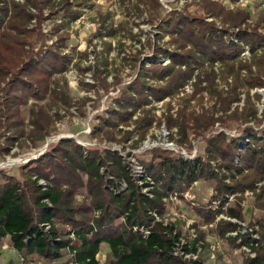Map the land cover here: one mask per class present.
<instances>
[{"label": "trees", "instance_id": "obj_1", "mask_svg": "<svg viewBox=\"0 0 264 264\" xmlns=\"http://www.w3.org/2000/svg\"><path fill=\"white\" fill-rule=\"evenodd\" d=\"M24 1L0 0V137L6 134L10 146L26 135L22 109L31 99L54 101L50 94L52 80L70 62L60 49H51L37 59L27 50L36 33L28 26L35 17L30 8L39 10L43 2ZM137 1L158 4V0ZM201 3L205 15L221 17L238 29L235 35L227 38L228 31L223 35L205 17L175 14L169 18L165 30L174 36L177 50L160 48L155 57L146 59H152L151 67L142 64L137 79L115 99L116 108L99 119L94 136L127 143L136 134L134 147H138L156 121L153 104L175 97L201 62L225 64L236 73V79L240 70L251 71L240 60L242 44L253 52L264 48V34L256 30L259 26L240 29L251 12L234 13L216 0ZM58 5L72 12V6L82 3L62 0ZM78 16L72 12L67 18L74 21ZM159 55L169 58L171 64H159ZM245 82V87H264L259 77H249ZM36 108H30L40 133L34 140L35 148L51 133L53 123L43 107ZM178 115L177 119L168 118L167 127L179 128L180 144L188 142L187 130L193 129L194 138L206 142L205 156L191 159L154 149L150 161L141 162L146 174L142 184L134 177L131 163L118 151L84 148L71 139L51 145L44 155L22 167L23 180L0 172L4 177L0 183V243L9 238L21 257H37L50 263L68 256L64 264H100L98 255L102 245L107 244L112 255L110 264H205L203 260L186 261L175 255L181 234H175L174 225L163 220L168 212L167 201L173 197L184 201V194L194 185L208 183L213 188L212 199L209 203L195 200L193 212L203 223L215 224V234L232 248L251 249L243 264H264V217L256 222L261 228L260 239L243 233L240 223L246 222V215L242 198L238 197L246 191H257V184L264 183V129L258 131L256 126L248 125L252 120L261 124L256 112L246 118L238 137L231 140L224 132L207 136L217 121L213 117L199 120L190 113L188 118L183 111ZM132 125L133 130L126 129ZM117 132L122 135L120 139H116ZM4 150L9 152L8 148H0V152ZM41 180L46 186L40 184ZM231 195H235L236 202L227 207ZM81 196L84 199L80 200ZM255 206L264 212V185L256 193ZM221 216L240 223L217 221ZM202 240L201 233L196 240L188 241L184 250L198 253L197 245Z\"/></svg>", "mask_w": 264, "mask_h": 264}, {"label": "rangeland", "instance_id": "obj_2", "mask_svg": "<svg viewBox=\"0 0 264 264\" xmlns=\"http://www.w3.org/2000/svg\"><path fill=\"white\" fill-rule=\"evenodd\" d=\"M33 1L43 3L39 10L30 8L35 17L28 26L36 33L30 39L31 44L27 46V50L37 59L51 49H60L63 55L70 57V62L65 71L55 75L52 80L50 94L54 101L47 99L38 102L31 99L28 106L22 109L25 137L11 146L5 141L6 134L0 137V148L9 150L0 152V172L3 174L23 180L22 167L44 155L51 145L71 139L84 148H98L101 152L107 149L118 151L131 163L133 175L140 183L146 175L141 162L150 161V151L154 149L170 151L191 159L205 156L206 142L202 138L195 139L193 129L187 130L188 142L180 144L179 128L167 127L168 118L177 119L182 111L188 118L191 113L199 120L205 117L217 120L207 136L224 132L230 140L236 139L238 129L245 126L246 118L251 117L253 112H256L257 121H261V124L257 125L252 120L248 125L256 126L258 131L264 129V87L244 85L245 79L249 77H259L264 82V48L253 52L248 45L242 44L240 60L251 71L240 70L236 79V73H231L220 62H201L195 65L192 78L175 97L153 104L152 113L156 121L138 147H134L138 139L136 134L127 143L108 141L102 135L94 136L95 125L100 123L101 117H107L108 111L116 108L115 99L137 79L142 64L145 63L146 68L151 67L152 59H146L155 57L160 48L177 50L174 36L165 30L169 18L175 14L205 17V21L223 32V35L228 31L227 38L231 34L235 35L238 29L224 23L221 17L205 15L202 0H158V4L153 5L139 3L137 0H80L82 5H74L73 10H70L79 14L74 21L67 18L72 12L63 10L58 5L62 0H52L50 4L44 3L46 0ZM216 2L234 13L240 10L250 11L251 17L240 29L254 30V27L259 26L260 30H256L264 34V0H246L244 5L237 4V0ZM162 56H158L161 57L159 64L164 67L170 65L171 60ZM35 105L36 109L43 107L53 118L51 133L36 148L33 143L40 133L30 115V108ZM232 116H236L237 120H231ZM221 119H226L227 122L222 123ZM134 127L132 125L126 129L133 130ZM116 135V139L122 137L118 132ZM48 143L49 146L46 147ZM3 181L4 177L0 174V183ZM40 184L46 186L43 180ZM263 185L264 183H259L257 191H246L238 196L242 198L246 222L240 223L225 216L219 217L217 221L224 219L240 223L242 229L245 227L247 231H252L253 238L260 239L261 228L256 222L264 217V212L255 206V197ZM189 192L192 198L167 201L168 212L163 220L165 224L174 225V233L181 234L180 239L184 244L196 240L202 233L203 240L197 245L198 259L205 261V264H225V258L230 259L232 264H243L248 253L232 248L227 240L215 234V224L203 223L193 212L195 200L209 203L212 199L214 192L211 184H196ZM82 199L83 196L80 200ZM235 202V195L228 196L227 207H233ZM67 257L53 263L37 257H21L12 248L9 238L0 243V264H64ZM98 260L100 264H110L112 255L107 244L102 245Z\"/></svg>", "mask_w": 264, "mask_h": 264}, {"label": "built area", "instance_id": "obj_3", "mask_svg": "<svg viewBox=\"0 0 264 264\" xmlns=\"http://www.w3.org/2000/svg\"><path fill=\"white\" fill-rule=\"evenodd\" d=\"M237 2H238L237 4H240V5L246 4V0H238ZM263 7H264V2H263ZM140 184H142V182H140ZM144 192L147 193L148 195H150V193L148 192V188H145L144 189ZM189 198H192V196L190 195V192L187 191L184 194V199H189ZM171 199L174 200V199H178V198L177 197H173ZM157 220L158 221H161V219L158 218V217H157ZM47 228H50V227H47ZM242 232L243 233H248V234H251L252 233V231H247V229L245 227L242 229ZM233 234L236 235V233H233ZM187 243L184 244V242L181 240L180 243L178 244V246L176 247L175 255L183 258L186 261H196V260H198V254H199V252L196 253V254L195 253H187L184 250V246L187 245ZM242 250L245 251V252H247V253H251V249L248 248V247H243ZM213 259H215V255H213ZM224 263L225 264H232L231 260L230 259H227V258L224 259Z\"/></svg>", "mask_w": 264, "mask_h": 264}, {"label": "water", "instance_id": "obj_4", "mask_svg": "<svg viewBox=\"0 0 264 264\" xmlns=\"http://www.w3.org/2000/svg\"><path fill=\"white\" fill-rule=\"evenodd\" d=\"M49 146V143L47 144V146L46 147H48Z\"/></svg>", "mask_w": 264, "mask_h": 264}]
</instances>
